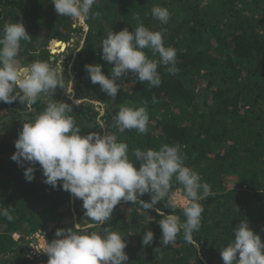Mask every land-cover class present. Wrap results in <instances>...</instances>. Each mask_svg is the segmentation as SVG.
I'll use <instances>...</instances> for the list:
<instances>
[{"label": "trees", "instance_id": "1", "mask_svg": "<svg viewBox=\"0 0 264 264\" xmlns=\"http://www.w3.org/2000/svg\"><path fill=\"white\" fill-rule=\"evenodd\" d=\"M154 5L170 12L166 25L152 17ZM136 15L150 30L165 29L164 43L176 49L179 72L169 75L167 66L158 65L159 87L140 83L129 72L117 81L120 89L112 100L99 84L91 83L84 66L101 64L102 72L110 76L113 65L101 59V42L110 31L134 30ZM16 22H22L32 37L21 41L17 58L21 65L48 61L56 67L51 50L58 51L57 43L80 35L83 49L75 57L69 53L67 60L74 58L73 97L84 100L71 103L69 113L81 135L108 131L96 126L101 104L105 108L100 118L109 124L121 106H144L149 116L146 134L136 129L116 133L118 142L128 145L129 160L138 167L135 149L179 144L185 165L210 186L211 194L200 201L201 227L192 233V243L181 232L175 242L160 244L162 217L156 209L171 213L165 206L168 198L182 190L175 178L169 195L153 208L144 210L140 203L121 200L103 227L110 226L125 240V264H223L220 250L245 220L264 242V0H97L84 22L87 31L58 15L51 0H0V30L5 23ZM144 51L150 59H159L150 49ZM59 88L51 96L57 102ZM63 102L70 100L63 96ZM46 103V99L35 104L0 102V206L10 207L13 216L11 221L0 216V264H47L46 254L41 259L28 257L27 237L39 231L47 242L57 238V229L74 228V216L78 223L87 222L82 200L61 190L59 181L55 189L43 183L38 163L31 165L34 179L28 182L24 169L29 164L18 166L10 159L23 124L34 121ZM138 199L150 202V194ZM172 214L185 219L183 208L176 207ZM146 230L154 233L149 245L141 242ZM13 234L19 237L14 239Z\"/></svg>", "mask_w": 264, "mask_h": 264}, {"label": "clouds", "instance_id": "2", "mask_svg": "<svg viewBox=\"0 0 264 264\" xmlns=\"http://www.w3.org/2000/svg\"><path fill=\"white\" fill-rule=\"evenodd\" d=\"M96 2L51 0L55 12L71 18L74 25L89 18ZM151 15L162 25L170 19L168 9L159 5L151 8ZM133 19L137 21L134 30L110 31L101 42V59L113 65L110 76L102 72L101 64L84 66L91 83L99 84L101 91L112 100L120 89L117 81L129 72L140 83L148 82L150 87H159L162 83L158 65L167 66L169 75L179 72L176 49L166 47L164 43L165 29L150 30L139 15ZM31 38L22 22L5 23L0 30V102L11 104L19 100L35 104L38 100H47L44 111L34 121L23 124L10 159L18 166H23L24 162L29 164L24 169L28 182L34 179L35 168L31 165L38 163L43 183L55 189L59 181L61 190L82 200L87 221L77 223L74 228L55 231L57 238L47 241L44 248L47 264H125L128 261L125 240L110 226L103 225L111 219L121 200L140 203L144 210L153 208L169 195L173 178L182 185L185 219L181 221L179 216L172 214L177 207L174 200L169 199L165 205L172 210L170 214L165 215L157 208V214L162 217L158 222L160 244L167 246L175 242L181 232L185 240L192 243V233L201 227L204 209L200 201L207 198L211 190L197 172L185 165L186 157L181 146L162 144L158 150L149 148L143 151L137 148L133 155L139 161L138 167L129 160L128 145L118 142L116 133L136 129L140 134H146L149 116L144 106H121L112 115L111 124L98 116L96 126L108 131L103 135L98 132L81 135L77 121L69 115L72 106L51 99L58 86L65 90L62 67H53L48 61L19 64L21 41ZM144 49H150L153 55L158 54L159 59H150ZM71 91L72 83L68 81L66 92ZM152 102H157L155 96ZM104 108L101 104V116ZM113 127L116 132L111 131ZM146 193L150 194V202L138 199ZM0 216L11 221V208L0 206ZM153 238L154 233L146 230L141 242L149 245ZM220 256L223 264H264V242L249 227L247 220L240 221L234 227L233 239L220 250Z\"/></svg>", "mask_w": 264, "mask_h": 264}, {"label": "rangeland", "instance_id": "3", "mask_svg": "<svg viewBox=\"0 0 264 264\" xmlns=\"http://www.w3.org/2000/svg\"><path fill=\"white\" fill-rule=\"evenodd\" d=\"M82 25H83V23H76L73 26H75V27H78L79 26L80 27ZM79 37H80L79 34L72 35V40H70L69 43H66V48L63 49V51L58 50V51L54 52L55 57H56V66L59 65L60 67H62V70H65L66 75H64L63 77L65 79V84L67 82V86H65V90L62 89V88H59V93L57 94L58 102H63V96H66V98L67 97H70L71 98L73 96L72 93L66 92L68 90V79H69V71L68 70H70V67L72 65V63L70 64L69 63V60H67V55L69 53H71L73 56L76 55V52H77V50H79V47H80V43L79 42H80L81 37L80 38ZM65 63H67L68 65H70V67L65 69V67H64V64ZM70 73H71V70H70ZM72 92H73V89H72ZM65 103H67V104L70 105L71 103L73 104L74 102L70 100V102H65ZM79 104L80 103H78L77 105H79ZM77 223L78 222L75 219L74 225H76Z\"/></svg>", "mask_w": 264, "mask_h": 264}, {"label": "built area", "instance_id": "4", "mask_svg": "<svg viewBox=\"0 0 264 264\" xmlns=\"http://www.w3.org/2000/svg\"><path fill=\"white\" fill-rule=\"evenodd\" d=\"M174 200L177 204L178 208H183L185 201L181 197V193L179 191L174 192L171 194L168 198V200ZM19 235L14 234L13 238L17 239ZM28 241V247H29V252L30 254L28 255L29 258H36V259H41L42 256L45 254L44 253V248H45V236L43 233L36 231L32 234H30L27 237Z\"/></svg>", "mask_w": 264, "mask_h": 264}, {"label": "water", "instance_id": "5", "mask_svg": "<svg viewBox=\"0 0 264 264\" xmlns=\"http://www.w3.org/2000/svg\"><path fill=\"white\" fill-rule=\"evenodd\" d=\"M82 27H83V29H84V31H87V26H86V24L85 23H83V25H82ZM82 45V40H81V42H80V46ZM73 57H75V55L73 56ZM74 59V58H73ZM73 59H72V61H73ZM72 61L70 62V64L72 63ZM70 67V66H69ZM68 67V68H69ZM69 71V81L73 84V75L70 73V70H68ZM71 93L72 94H74V92H72L71 91ZM69 100H71V101H73L74 103L73 104H75V105H77L76 103H75V99L73 98V96L70 98V97H67ZM77 101H79V103H81V102H84V100H77ZM94 104L95 105H98V102L97 101H95L94 102ZM74 218L76 219V217L74 216ZM200 259L201 260H203V258L200 256Z\"/></svg>", "mask_w": 264, "mask_h": 264}, {"label": "bare ground", "instance_id": "6", "mask_svg": "<svg viewBox=\"0 0 264 264\" xmlns=\"http://www.w3.org/2000/svg\"><path fill=\"white\" fill-rule=\"evenodd\" d=\"M55 46L56 47L58 46L60 48L59 50L63 51V49L66 48V43H57ZM54 52H56V50L55 49H52L51 50V53L53 54Z\"/></svg>", "mask_w": 264, "mask_h": 264}, {"label": "flooded vegetation", "instance_id": "7", "mask_svg": "<svg viewBox=\"0 0 264 264\" xmlns=\"http://www.w3.org/2000/svg\"><path fill=\"white\" fill-rule=\"evenodd\" d=\"M70 66V65H69ZM72 70H73V68H72Z\"/></svg>", "mask_w": 264, "mask_h": 264}]
</instances>
